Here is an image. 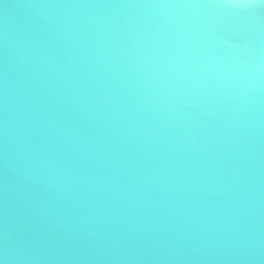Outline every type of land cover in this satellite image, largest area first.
Here are the masks:
<instances>
[{"label":"clouds","instance_id":"clouds-1","mask_svg":"<svg viewBox=\"0 0 264 264\" xmlns=\"http://www.w3.org/2000/svg\"><path fill=\"white\" fill-rule=\"evenodd\" d=\"M0 264H264V0H0Z\"/></svg>","mask_w":264,"mask_h":264}]
</instances>
